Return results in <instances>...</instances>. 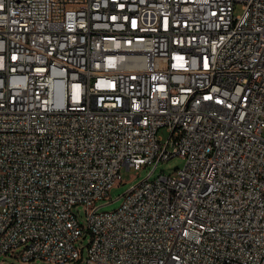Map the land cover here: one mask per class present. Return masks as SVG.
<instances>
[{
	"label": "built area",
	"instance_id": "obj_1",
	"mask_svg": "<svg viewBox=\"0 0 264 264\" xmlns=\"http://www.w3.org/2000/svg\"><path fill=\"white\" fill-rule=\"evenodd\" d=\"M85 230L88 264H264V0H0V255Z\"/></svg>",
	"mask_w": 264,
	"mask_h": 264
},
{
	"label": "rangeland",
	"instance_id": "obj_2",
	"mask_svg": "<svg viewBox=\"0 0 264 264\" xmlns=\"http://www.w3.org/2000/svg\"><path fill=\"white\" fill-rule=\"evenodd\" d=\"M241 12L240 5H237L235 13ZM164 139L169 135L167 127H161L158 132ZM185 163V159L180 155H175L167 160H161L156 165L154 172L150 175L151 178L158 176L161 172L165 174H175L178 168H181ZM154 167V164H147L141 168L131 167L127 169L125 166L122 169V182L114 185L107 197L101 198L97 201V205L100 206L99 210L111 211L119 208L123 201L124 192L133 184L137 183L145 176L148 175L150 170ZM80 223L85 224L86 221V209L83 204H78L74 208ZM91 233L85 230L84 233L79 237L75 244L81 249L82 259L72 264H88L87 258V244L90 240ZM37 263H41L37 261ZM0 264H26L13 252L0 255ZM34 264V263H31ZM46 264V263H41Z\"/></svg>",
	"mask_w": 264,
	"mask_h": 264
}]
</instances>
